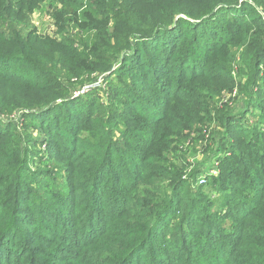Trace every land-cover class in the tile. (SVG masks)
I'll list each match as a JSON object with an SVG mask.
<instances>
[{"label":"trees","instance_id":"1","mask_svg":"<svg viewBox=\"0 0 264 264\" xmlns=\"http://www.w3.org/2000/svg\"><path fill=\"white\" fill-rule=\"evenodd\" d=\"M46 1L55 6L51 17L57 39L23 30ZM220 13L234 18L233 24L222 27ZM262 16L264 0H0V85L20 89L11 95L0 92V110H33L20 128L44 130L48 150L55 141H66L60 154L72 164L71 181L78 185L72 196H81L73 204L72 221L40 223L43 211L59 206L52 198L35 197L27 180L32 160L42 151L28 159V135L14 123L0 126V264H128L139 252V264H264ZM219 33L224 37L218 43ZM246 41L241 79L234 83L222 61ZM185 43L189 49L183 52ZM7 62H17L33 80L1 69ZM105 73L106 105L97 106L94 116L87 113L83 122L72 120L109 141L118 124L111 125L108 114H120L121 108L133 112L118 121L125 127L120 131L125 141L141 153L139 162L125 154L128 175L138 180L131 187L112 188L118 180L105 175L112 160H100L102 143L91 149L96 165L77 163L71 129L49 119L70 108L73 92L97 91L92 86L100 79L94 74ZM225 94L233 96L231 103L240 100L241 107L222 104ZM99 120L100 127H92ZM52 125L58 138L51 135L47 141ZM188 149H203L218 165L209 168L211 174H199L192 163L178 167ZM200 178L203 185H198ZM187 188L195 191L187 194ZM103 205L112 206L103 217L108 224L98 215ZM33 215L37 218L30 221ZM175 222L169 242L170 235L160 230ZM27 227L43 232L50 247L33 241ZM69 227L76 228L73 236ZM154 241L158 247L149 245Z\"/></svg>","mask_w":264,"mask_h":264},{"label":"rangeland","instance_id":"2","mask_svg":"<svg viewBox=\"0 0 264 264\" xmlns=\"http://www.w3.org/2000/svg\"><path fill=\"white\" fill-rule=\"evenodd\" d=\"M54 7H55L54 4L50 1H46L44 4L40 5L38 9H35L30 14L28 20L25 22L26 25L23 27V30L25 32H28L29 30H34L37 32V34H40L43 36L47 35L48 37L52 39H57L56 34H55L54 19H52L51 17V13L54 10ZM219 17H222L221 19H223V23L221 24L222 27L228 28L229 26L233 24L234 18H232L230 15L220 13ZM254 17H255L254 19L256 20L259 18L258 16H254ZM261 20L264 21V17ZM255 30H257L255 27L251 29V31L248 33V36L250 37ZM229 34H231V32L225 33L224 36L228 37L230 36ZM233 34H235V32ZM217 36L219 38L218 39V43H219L220 40L223 39L224 36L221 33H219ZM247 43L248 42L246 41V42L238 44L237 47L231 48L229 50L230 55H224V58L222 61L223 63L227 65L228 69L230 70L231 77L234 83L238 82V80L241 79V77L238 76V71H239L238 67L243 66V59H244V54H245L244 50L246 48ZM182 49H183V52L188 50L189 49L188 44L185 43V45L182 46ZM215 50L216 48L214 46V51ZM116 67L117 65L114 66L110 72H113L116 69ZM1 69L9 70L10 72H12L13 74L17 76L24 77L27 79L32 78L30 80H33L32 73L26 72V71L22 72V68L18 66L17 62H12V63L7 62L1 66ZM107 74L108 73H105V75H99V76L94 74L96 78L100 79V80L98 79L99 81H97L96 84L92 86L93 88H96L97 91L93 92V90H91L90 88H83V91L81 94L79 92L77 93L73 92L69 100L70 108L65 110V112H61L59 114L62 116H56V118L54 116H50L49 119H55V121H57L56 119H58L59 120L57 121L58 123L60 122L63 123V124L60 123L61 127H63L65 130L68 128L71 129L68 132L72 136V140L70 141L72 142L73 146L74 145L78 146L77 153L76 155L73 156L77 158V163H82L83 166L84 165L85 166L96 165L95 160H97V158L95 154H93L91 149L95 145H97V143H102L104 145V149H103V153L100 155V160L102 157H104L105 160L107 161L112 160L111 165H108V167L106 168L105 175L111 174L114 177H116L118 180V184L116 186L111 185V184L110 185L114 189H117L122 186L131 187L137 184L138 180L137 182H135L133 181L132 177L128 175L129 163L126 162L127 161L126 158H128V156H125V154L130 153L131 154L130 156L133 158V160L139 162L140 159H139V155L137 154H141V153L133 150L135 144L128 143L125 141L126 137L120 132L121 129L124 130L125 127L124 125L121 126V124L118 121L120 120V117H121L120 115H123L126 113V114H131L132 116H134L133 112L128 113L127 111H124L121 108L119 110L120 114H114V115L108 114L111 125L115 126V124H118L117 125L118 127L115 126L114 129L112 128V131L115 132V135L109 141L105 136L104 137L102 135L97 136L95 132L86 131L84 128L82 130V126L76 127L74 121L72 120V119H75L76 122H79L81 120L83 122V120L87 117V113L94 116L97 112V110L95 109L97 106L103 103H104L103 105H106L105 98H107L109 94L103 88V85H104L103 79ZM18 90L20 89L14 87L13 85L9 83L0 85V92H3L4 94L11 95ZM235 94L236 92L233 93V95ZM224 96L226 97L222 99V102H221L222 104L223 103L228 104L231 107V109H239L241 107L240 100L235 103H231L229 98H233V96L230 94H225ZM97 97H99L100 99H97ZM7 98H8V103H7V107H8L10 106L12 102V98L10 96H8ZM14 98H16V96H14ZM60 102L61 101H58V103ZM85 106H87L86 109H84ZM221 106L222 105H220V108ZM90 107H92L94 110L91 111ZM33 112H34L33 110L29 112V111H20L18 109V110H14V112L11 114H4L0 110V126H6V125H10L14 123V126L19 129L20 133H24L28 135L31 142L28 143L27 145H30L29 147L32 149V153L29 154L28 159H30L33 156L32 155L33 153L42 151V155L39 158H37L38 155L36 154L34 159L32 160V165L30 164V169H31L30 172L33 175V177H31L32 175H30L29 173L27 180L29 181V184L32 186L35 192V197H37L40 200H44V201H47L48 199L52 198L53 201L59 202V206L55 209H52L47 214L43 211L42 214L44 216L46 215L45 220L43 221L39 220V222L40 223L43 222L45 226H48L49 224H51L52 221H57L59 223L61 218H64L68 223L72 221L70 219V216H73L74 214H76L75 213L76 211L74 213L72 212L73 204L74 202L76 203V200L79 197L81 199V196L79 193L74 194L75 199L72 196L73 188L77 187L76 190H78V185H75V183L71 181L72 174H73V171H71L72 170L71 162H65L66 157L60 154V152L62 153V151H64V146H62V144H64L66 141L63 140V143L59 141H55V144H54L55 146H52L48 150V147L45 141L46 135H45L44 130L40 131V130H37L38 128H36L35 126H31V129L27 131L28 133L23 131L20 128L21 123L22 122L24 123L25 121H27L26 115H29ZM99 121L100 123L93 124L92 127H95V128L100 127L101 120ZM53 125L51 126L53 129L51 130V133L49 137L47 138V141L50 139L51 135H54L58 138L57 127ZM129 127H132V125ZM75 139L77 140L76 143H75ZM80 141L82 142L81 143L82 145L79 143ZM57 148L58 150H56ZM202 150L203 149H188L189 152L188 153L185 152L183 154L185 155L184 159L176 163V165L180 167V165L184 166L186 163H192L194 164L193 167L197 166V169H199V174L200 173L206 174L208 172L211 174V172L209 171V168L211 167L216 168V166L218 165V161L207 157L205 154L206 152ZM219 150L222 151V148H220ZM79 153H80V156H78ZM98 164L99 163H97V165ZM82 168L86 169L85 167H82ZM189 172L190 171L187 170L184 175L187 176ZM197 176L199 175L196 174V176H192V178H189L190 182L197 180L198 178ZM200 179H198V181ZM194 189L195 188H192V189L187 188L185 191L187 194H191V191H195ZM165 193L167 194V196H170L169 191L165 190ZM166 200L169 201L168 199ZM70 206L72 207L69 212ZM218 206H219V202L215 204L214 208L212 207V210L215 211V213L220 212V210H218ZM111 207H108L107 208L108 210L105 208V205H103V208L100 207L99 209L100 211L98 212L99 213L98 215L101 216L100 220H103L104 214H111L110 212ZM53 213H56V214H53ZM35 218L33 215V217H30L29 220L32 221ZM103 222L105 224H108L109 220L105 219L103 220ZM176 224H178V222L173 223L172 228L169 226V224H167L166 230L165 229L160 230V233L164 232L167 234V236L170 235L169 240H168L169 242H172L173 238L175 237L174 232L172 230L175 229V226H177ZM96 225L99 228V223H96ZM23 229H25L26 231L34 232L33 238H32L33 241L36 239H40L42 242L46 244L45 246L47 248L50 247V245L46 243L48 242V239L45 237V234L43 232L36 233L32 227H27ZM225 229L227 231H230V229L228 230L227 227ZM69 230L71 231V236H73L77 232L75 227L73 228L69 227L67 231ZM28 237L30 238V236ZM15 239H16V244L21 243L18 237ZM7 245L10 246V250H11L12 246L9 243ZM149 245L158 247V242L154 241L152 243H149ZM17 251H18L17 249H14V252H17ZM141 258H142L141 252L136 253L133 259H131L130 262H128V264H139Z\"/></svg>","mask_w":264,"mask_h":264},{"label":"built area","instance_id":"3","mask_svg":"<svg viewBox=\"0 0 264 264\" xmlns=\"http://www.w3.org/2000/svg\"><path fill=\"white\" fill-rule=\"evenodd\" d=\"M84 88H88V87H84ZM205 183V180L203 178H201L199 181H198V185H203Z\"/></svg>","mask_w":264,"mask_h":264}]
</instances>
